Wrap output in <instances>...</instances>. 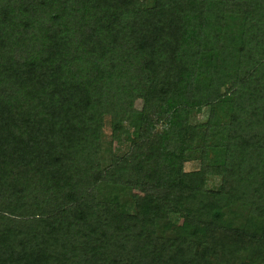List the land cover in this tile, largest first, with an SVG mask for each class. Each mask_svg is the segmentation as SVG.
Segmentation results:
<instances>
[{
	"label": "trees",
	"instance_id": "16d2710c",
	"mask_svg": "<svg viewBox=\"0 0 264 264\" xmlns=\"http://www.w3.org/2000/svg\"><path fill=\"white\" fill-rule=\"evenodd\" d=\"M0 264H264V0H0Z\"/></svg>",
	"mask_w": 264,
	"mask_h": 264
},
{
	"label": "rangeland",
	"instance_id": "374dc122",
	"mask_svg": "<svg viewBox=\"0 0 264 264\" xmlns=\"http://www.w3.org/2000/svg\"><path fill=\"white\" fill-rule=\"evenodd\" d=\"M206 111H207L206 108H204L200 112L195 113L191 117V121L192 122L203 121L205 119V116H206ZM102 132H103V141H104L105 144H107V141L110 140V129H109V125H108V122H107V117H105V123H104V126L102 128ZM127 145H128V142L125 139L124 140H114V141H112L110 150L113 153H116V154L122 153L124 150H126ZM196 167H197V162H194V161L186 162L183 165V168L185 170H190V169H193V168H196ZM218 181H219V179L216 176H207V178H206V187L215 188L217 186V184H218Z\"/></svg>",
	"mask_w": 264,
	"mask_h": 264
}]
</instances>
